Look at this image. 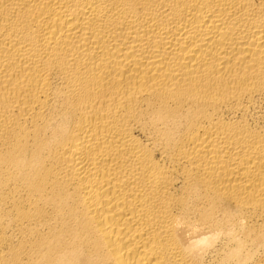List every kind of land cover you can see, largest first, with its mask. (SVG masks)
<instances>
[{"label": "bare ground", "instance_id": "1", "mask_svg": "<svg viewBox=\"0 0 264 264\" xmlns=\"http://www.w3.org/2000/svg\"><path fill=\"white\" fill-rule=\"evenodd\" d=\"M0 264H264V0H0Z\"/></svg>", "mask_w": 264, "mask_h": 264}]
</instances>
